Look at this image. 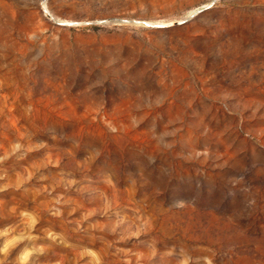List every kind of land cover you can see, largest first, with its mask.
Wrapping results in <instances>:
<instances>
[{"label":"rangeland","instance_id":"rangeland-1","mask_svg":"<svg viewBox=\"0 0 264 264\" xmlns=\"http://www.w3.org/2000/svg\"><path fill=\"white\" fill-rule=\"evenodd\" d=\"M0 264H264V0H0Z\"/></svg>","mask_w":264,"mask_h":264},{"label":"water","instance_id":"water-1","mask_svg":"<svg viewBox=\"0 0 264 264\" xmlns=\"http://www.w3.org/2000/svg\"><path fill=\"white\" fill-rule=\"evenodd\" d=\"M183 23H184V21H182V22H180V23H176V24H178V25H179V24H183Z\"/></svg>","mask_w":264,"mask_h":264}]
</instances>
